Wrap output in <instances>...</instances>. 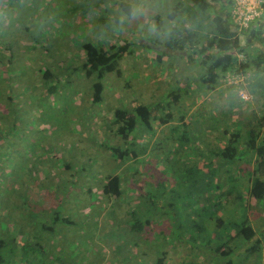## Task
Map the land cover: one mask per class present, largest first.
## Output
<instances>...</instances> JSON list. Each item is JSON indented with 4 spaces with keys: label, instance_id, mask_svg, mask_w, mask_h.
Returning <instances> with one entry per match:
<instances>
[{
    "label": "trees",
    "instance_id": "obj_1",
    "mask_svg": "<svg viewBox=\"0 0 264 264\" xmlns=\"http://www.w3.org/2000/svg\"><path fill=\"white\" fill-rule=\"evenodd\" d=\"M193 2L200 3L202 0ZM150 44L147 49L159 48V53L155 55L158 65L163 63L166 55L171 54L174 60L168 70L176 68L179 71L171 72L168 89L154 102H134L131 108L121 104V107L108 113L111 142L98 145L109 153L114 164H126L129 173L104 170L103 178L99 179V191L105 208L115 207L127 240L137 235V242L142 239L147 243L141 246L137 260L149 261V264H181L185 258L184 264H190L199 256V259L211 264H264V95L257 97V111L246 113L241 110L242 105L221 108L217 102L210 101L219 89L221 77L247 69V64L236 59L235 52L213 58L208 50L216 42L211 40L199 52L186 48L183 40ZM131 46V43L110 44L104 49L91 42L80 45L84 60L79 73L92 80L89 101L93 106L104 103L105 77L109 74L122 76L120 62L126 55H133ZM219 47L224 49L227 43L220 41ZM15 59L12 43L0 41V67L5 68V73L0 72V264H6L7 257L14 262L19 259L16 255L19 240L8 235L13 229L23 230L26 226L28 234H34L37 230L55 231L57 225H75L71 217L65 216L67 213L58 207L60 204L55 203L54 177L48 179L50 183H47L48 180L42 184L35 182L37 176L33 173L31 176L28 167L18 169L19 165L28 163L26 155H18V158L15 154L11 155V152L24 146L14 135L17 121H13V117L8 119L9 116H16V107L20 105L19 100L11 95L16 84L12 79V70L16 69ZM209 61L214 62L209 65ZM256 63L258 66L264 64V58H258ZM188 68L194 70L193 79L199 83L198 88H194L195 94L187 86L176 88L183 80V71H188ZM73 72L78 73L75 69ZM36 73L43 80L42 92L27 99L55 97L59 92L56 83H60L63 77L47 64ZM3 108L7 111L3 112ZM5 113L9 115L7 118L3 116ZM26 113L31 114L29 111ZM158 128L162 129L161 138L157 137ZM172 141L174 145L170 148ZM164 148L168 153L173 149L175 159L184 165L180 166V173L186 179L189 191L184 196L182 211L186 216L193 217L188 221L186 232L171 231L168 207L157 209L156 197L164 195L161 191L164 185L161 183L162 169L151 168L143 175L134 171V165L141 157L152 163L158 160L157 155ZM92 161L88 158L86 162ZM173 161L171 158L166 163ZM97 163L103 168L100 160ZM63 168L64 172L72 171L68 164ZM166 170L175 172L169 167ZM86 171L90 172L89 169ZM149 171L157 180L153 177L149 180ZM74 175V181H78L79 175L76 174L69 173V179ZM138 183L141 185L137 186ZM153 183L157 185V190L149 189ZM91 191V187L87 188L85 197ZM136 202L138 205L135 208L132 204ZM36 206H39L38 209ZM227 206L232 208L228 214L231 216L229 222L221 218ZM64 209L67 210V206ZM257 209L263 210L261 217L254 215ZM20 214L30 219L21 221ZM214 215L219 217L214 225L211 221L206 225L199 223L196 218ZM157 227L161 230L157 236H161L163 242L152 240V233Z\"/></svg>",
    "mask_w": 264,
    "mask_h": 264
},
{
    "label": "rangeland",
    "instance_id": "obj_2",
    "mask_svg": "<svg viewBox=\"0 0 264 264\" xmlns=\"http://www.w3.org/2000/svg\"><path fill=\"white\" fill-rule=\"evenodd\" d=\"M103 2L104 0H0V41L12 43L15 52L16 69L12 70L14 78L11 77L16 84L11 95L20 103L16 107V116H9L6 113L3 116L5 118L9 116L8 119L13 117V121L14 119L17 121L18 126L14 135L24 144L11 152V155L15 154L17 158L18 155H26L28 163L19 165L18 169L28 167L30 175L33 173L37 176L35 182L46 183L51 176L54 177L55 203L60 204L58 207L67 213L65 216H70L75 222L74 226L57 225L55 231L37 230L34 234H28L25 230L27 227L24 226L23 230L13 229L8 232L11 239L19 240L16 248L19 259L14 262L7 257L6 264H149V261L137 260L140 258L141 246H146L147 243L142 239L137 242V235L127 240L122 232V220L115 207L105 208L106 204L99 191V179L103 178L104 170L108 169L114 173L129 172L126 164L120 166L114 164L109 153L98 144L111 142L107 121V115L111 110L112 113L115 108L121 107V104L131 108L134 102H154L168 89L172 79L171 72L179 70L176 68L168 70L174 60L171 54L166 55L163 63L158 65L155 60V55L159 53L158 47L156 50L147 49L150 43L138 40L132 34H126L111 44L131 43L133 55H126L120 62L121 77L115 74L105 77L104 103L93 106L89 101L92 80L85 79L79 73L84 60L80 45L91 42L104 49L109 47L110 44L95 43L88 38L93 24L103 22V17L92 18L87 15L88 6H98ZM55 9L60 12L58 18H52L50 15ZM33 47L36 48L34 51ZM173 55L176 53L173 52ZM46 64L54 67V70L63 77L60 83H56L59 92L53 98L40 96V100L37 98L28 100V97L31 99L34 94L37 97L39 92H42L43 80L36 72ZM74 69L77 74H74ZM188 69L186 72L183 71V76L181 75L183 80L176 88L187 86L195 94L194 88L197 89L199 83L193 79L194 70ZM0 72L5 73V68L0 67ZM219 94L220 89L212 95L210 101L217 102L219 107L223 108L218 103ZM257 104L256 99L252 103L242 105L241 110L246 113L257 111ZM6 111L7 109L3 108V112ZM28 111L31 114H27ZM38 111L42 113H36ZM101 135L104 138L100 137ZM161 135L162 129L158 128L157 137L161 138ZM173 145L174 142L170 148ZM172 151L173 149L168 153L164 148L162 153L157 155L158 160L155 159L152 163L149 159L141 157L134 165V171L143 175L151 168L162 169L161 183L164 185L161 191L164 195L156 197L157 209L160 206L168 207L169 223L172 222L171 231L176 229L186 232L188 221L193 218L186 216L185 211H182L184 196L189 190L186 179L180 173V166L184 165L175 159L176 155ZM161 156L166 157L163 159ZM88 158L93 161L86 162ZM171 158L174 161L166 163ZM97 160L102 162L103 168L99 166ZM65 164L71 166V172H64ZM166 167L174 169L175 172L164 171ZM88 169L90 172L86 171ZM69 173L79 175L78 181H74L75 175L69 179ZM148 176L149 180L152 177L153 180H157L151 171L148 172ZM82 178L87 180L84 181ZM47 183H50V180ZM89 187L92 191L85 197L86 189ZM149 189L157 190V185L154 184ZM136 205L137 202L132 204L135 208ZM66 206L67 210L64 209ZM38 207L36 206V209ZM231 211L232 208L229 206L224 208L221 218H225V222H229L231 216L228 214ZM262 212L263 210L257 209L254 215L261 217ZM19 216L21 221L30 219L21 214ZM196 218L199 223L206 225L211 221L214 225L219 217L214 215ZM160 231V227L153 231L152 240L163 242L164 239L157 236ZM169 258L170 255L168 261ZM184 261L185 258L181 264H184ZM190 264L211 263L199 259L198 256Z\"/></svg>",
    "mask_w": 264,
    "mask_h": 264
},
{
    "label": "clouds",
    "instance_id": "obj_3",
    "mask_svg": "<svg viewBox=\"0 0 264 264\" xmlns=\"http://www.w3.org/2000/svg\"><path fill=\"white\" fill-rule=\"evenodd\" d=\"M50 15L58 18L60 12ZM87 15L103 17L88 33L95 43L107 45L132 34L147 43L183 40L186 48L199 52L215 41L208 50L213 58L235 52L247 64L245 71L221 77L218 103L225 108L247 105L264 95V64L256 63L264 58V0H104L89 5ZM220 41L227 47L221 49Z\"/></svg>",
    "mask_w": 264,
    "mask_h": 264
}]
</instances>
